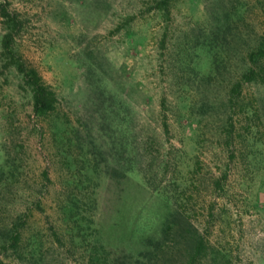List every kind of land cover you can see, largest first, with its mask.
Instances as JSON below:
<instances>
[{"label":"rangeland","instance_id":"1","mask_svg":"<svg viewBox=\"0 0 264 264\" xmlns=\"http://www.w3.org/2000/svg\"><path fill=\"white\" fill-rule=\"evenodd\" d=\"M0 264H264V0H0Z\"/></svg>","mask_w":264,"mask_h":264},{"label":"trees","instance_id":"2","mask_svg":"<svg viewBox=\"0 0 264 264\" xmlns=\"http://www.w3.org/2000/svg\"><path fill=\"white\" fill-rule=\"evenodd\" d=\"M2 17L6 19L8 30L3 39V48L15 57L13 52V44L15 41V20L10 13L2 10ZM13 24V25H12ZM19 73H21L29 86L33 89L34 109L36 112L53 111L58 103L56 94L45 84L39 72L32 68L27 70L23 63H14Z\"/></svg>","mask_w":264,"mask_h":264}]
</instances>
